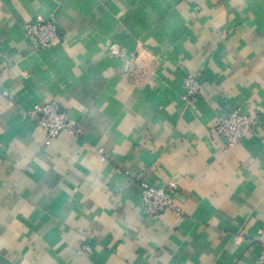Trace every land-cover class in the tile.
I'll return each mask as SVG.
<instances>
[{
  "label": "crops",
  "instance_id": "0c3cea01",
  "mask_svg": "<svg viewBox=\"0 0 264 264\" xmlns=\"http://www.w3.org/2000/svg\"><path fill=\"white\" fill-rule=\"evenodd\" d=\"M38 17L59 43L27 35ZM52 102L78 134L48 139L30 113ZM233 108L256 126L228 146L214 126ZM141 179L175 183L181 211L148 214ZM263 248L264 0H0V264H262Z\"/></svg>",
  "mask_w": 264,
  "mask_h": 264
},
{
  "label": "built area",
  "instance_id": "2783aa9c",
  "mask_svg": "<svg viewBox=\"0 0 264 264\" xmlns=\"http://www.w3.org/2000/svg\"><path fill=\"white\" fill-rule=\"evenodd\" d=\"M26 33L34 39L41 48H48L59 43L63 36L59 31L54 19H44L38 17L25 26ZM185 99L195 97L202 90V80L193 74H186L184 77ZM31 116L43 126L48 139L57 137L63 130H71L79 133V126L72 122L68 113L58 103H45L36 106L31 111ZM256 126V119L239 108L230 109L218 118L214 126V132L226 140L228 146H232L241 141L246 134ZM139 188L146 212L156 215L166 209L180 212V207L174 200L176 184L170 182L167 187L152 185L146 180L139 181ZM84 250L92 253L90 245L83 246ZM260 262L264 264V248L260 255Z\"/></svg>",
  "mask_w": 264,
  "mask_h": 264
}]
</instances>
